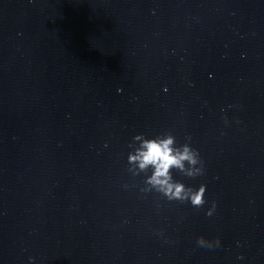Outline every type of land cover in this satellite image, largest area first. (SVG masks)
<instances>
[{"label":"water","instance_id":"95a60500","mask_svg":"<svg viewBox=\"0 0 264 264\" xmlns=\"http://www.w3.org/2000/svg\"><path fill=\"white\" fill-rule=\"evenodd\" d=\"M168 130L202 208L127 171ZM0 264H264V0H0Z\"/></svg>","mask_w":264,"mask_h":264},{"label":"clouds","instance_id":"9594fccd","mask_svg":"<svg viewBox=\"0 0 264 264\" xmlns=\"http://www.w3.org/2000/svg\"><path fill=\"white\" fill-rule=\"evenodd\" d=\"M117 91H120L119 89ZM227 118L225 117V120ZM191 137H185L184 143H178L171 130L148 137L144 133L136 134L127 145V171L133 176L143 174L142 193H156L169 202L190 203L194 208H202L206 201L205 185L198 188L186 186L173 176V172L188 178H196L204 174V162L197 149L190 144ZM125 188L128 185H124ZM216 204L205 213L212 216ZM196 244L208 249L221 246L220 238L208 239L197 236ZM240 258V257H238ZM31 259V258H30Z\"/></svg>","mask_w":264,"mask_h":264}]
</instances>
